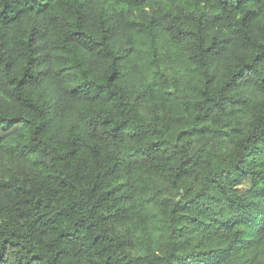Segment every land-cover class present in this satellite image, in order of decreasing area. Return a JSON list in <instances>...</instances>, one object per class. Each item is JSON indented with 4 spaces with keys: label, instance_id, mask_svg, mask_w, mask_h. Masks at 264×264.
<instances>
[{
    "label": "trees",
    "instance_id": "trees-1",
    "mask_svg": "<svg viewBox=\"0 0 264 264\" xmlns=\"http://www.w3.org/2000/svg\"><path fill=\"white\" fill-rule=\"evenodd\" d=\"M0 264H264V0H0Z\"/></svg>",
    "mask_w": 264,
    "mask_h": 264
}]
</instances>
